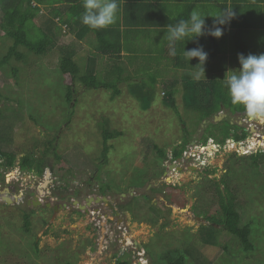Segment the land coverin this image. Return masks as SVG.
Listing matches in <instances>:
<instances>
[{
    "label": "rangeland",
    "instance_id": "obj_1",
    "mask_svg": "<svg viewBox=\"0 0 264 264\" xmlns=\"http://www.w3.org/2000/svg\"><path fill=\"white\" fill-rule=\"evenodd\" d=\"M104 1L103 7L109 8ZM56 7L60 15L41 8L35 18L37 27L52 38L53 46L42 55L20 48L24 57L0 68V148L15 155L13 166H0V191L6 187L10 196L24 192L23 198L17 199L20 203L0 202V264H117V258L129 259L130 264H138L140 258L141 264H167L164 254L174 249L173 259L183 260V264H264V159L253 167L246 156L257 149H251L247 141L256 138V128L264 129V112L260 109L249 119L223 109L220 112L226 115L214 121L217 124L209 123L212 119L203 122L200 111L186 107L189 101L183 100L184 93L192 92L185 89V75L157 59V65L147 59L131 75L126 68L122 74L113 65L108 68L109 59L93 49L95 35L88 34L80 41L68 25L58 21L68 9ZM2 16L0 8V20ZM11 44L0 29V55ZM64 46L74 49L82 71L93 58L95 79L115 87L88 88L76 81L68 100L65 75L58 68L59 50ZM12 67L18 68L16 75ZM126 78L136 79L125 82ZM194 78L199 76L191 75L186 83L201 80ZM165 79L178 80L173 83L176 109L164 103V92L170 91ZM131 87H137L135 93ZM115 89L120 93L113 96ZM225 119L247 128L255 124L241 147L234 148L231 137L213 143L226 128ZM103 127L120 133L107 141L110 149L106 157ZM185 134L191 140L175 168L168 171L173 149ZM202 138L209 141L204 144ZM191 145H196L193 155L184 158V150ZM48 146L51 150L45 155ZM159 148L165 151L164 157L159 156ZM23 156L52 168L50 173L38 175L20 168ZM46 175L52 181L37 193ZM223 180L235 196L240 223L251 227V250L245 251L223 225L214 222V230L202 231L211 223L206 216H222ZM107 185L105 196L114 209L105 203L89 207L90 212L99 209L105 218L76 208L86 197L100 196L101 187ZM34 194L42 200L41 205L26 206L25 199ZM72 199L78 203L68 210L52 211L44 206L68 204ZM25 213L29 215L28 230L23 228ZM118 226L124 228L129 242L124 243V237L118 240L123 231ZM133 239L141 243L142 256L137 254Z\"/></svg>",
    "mask_w": 264,
    "mask_h": 264
},
{
    "label": "crops",
    "instance_id": "obj_2",
    "mask_svg": "<svg viewBox=\"0 0 264 264\" xmlns=\"http://www.w3.org/2000/svg\"><path fill=\"white\" fill-rule=\"evenodd\" d=\"M94 3L103 6L105 1ZM106 4L109 8L100 9L97 18L111 27L108 37L117 48L122 72L126 68L131 75L147 59L154 65L156 59L162 60L163 66L185 75V85L191 75L205 85L216 80L230 84L232 92L242 90L256 99L264 112V0H107ZM130 79L136 78L125 82ZM165 80L169 90H175L178 80Z\"/></svg>",
    "mask_w": 264,
    "mask_h": 264
},
{
    "label": "trees",
    "instance_id": "obj_3",
    "mask_svg": "<svg viewBox=\"0 0 264 264\" xmlns=\"http://www.w3.org/2000/svg\"><path fill=\"white\" fill-rule=\"evenodd\" d=\"M59 5L65 6L68 10L61 15L60 18H58V21L62 24L68 25L80 41L83 40L86 35L94 34L96 37V43L92 44L95 52L100 55H107L106 58L111 62L109 64L107 62V65H109L108 68L113 65L114 70L116 67L122 74V66L117 62V48L113 47L108 37L111 27L110 25L104 27L102 25V20L97 18V14H100V9H102L103 6L96 5L94 0H0V8L3 12V16L0 20V29L4 31L5 36L12 40V44L9 46L7 52L0 55V68L5 64L10 65L12 59L19 60L23 58L24 52H22L20 48H26L27 51L42 55L53 46L52 38L46 34L44 30L37 27L35 24V18L41 8H50L53 10V15H58L59 8L56 6ZM59 51L60 58L58 60V68H60L62 74L65 75L67 88L66 95L68 100H71L73 97V84L76 81L83 83L88 88H96L99 85L103 86V88H109L111 86L115 87L113 84L101 83L95 79V71L92 73V64L94 63L93 58H89V64L86 65V68H84L85 70L82 71L79 63L74 59L75 51L72 47L64 46L61 47ZM17 70V67H12V73L14 75L17 74ZM115 84L117 85V83ZM187 85H192V88ZM186 87L189 91H192L188 94H183V100L189 101L186 107L194 108L196 111H200L201 120L212 118L223 109H226L231 113L239 112L243 114L244 117H249L260 109V107L256 104V99L248 97L242 90L232 92V86H230V84H224L223 82L220 83V81L217 80L211 81L207 85L203 82L191 81L186 84L185 89ZM134 88L137 87H131V92L133 93H135ZM119 91V89H115L112 92V95H118L120 93ZM174 94L175 90H171L167 93L164 92L163 96H166L164 98V103L176 109ZM146 99L147 96L144 100ZM145 105L147 106L148 104ZM227 121L229 122L228 119L223 120L222 123L226 126V128L224 129L222 135L218 139H215L216 141L212 140L213 142L224 143V141L229 137L239 141L247 136L246 131L240 125H237L236 123L231 124ZM214 124L217 123H213V125ZM232 130L234 131L233 133ZM102 135L104 140L103 156L106 157L110 149V145L107 144V141L117 137L120 133L116 130L110 131L106 127H103ZM208 139L202 138L201 141L205 144L209 141ZM190 140L191 137L188 136V134H185L179 147H175L173 149V159L179 158L182 155L183 149ZM49 150H51V147L48 146L43 153L46 155ZM157 152L160 157L165 156L164 150L159 148ZM246 156L251 159V165L256 167L259 165V162L264 159V151H255ZM0 157L3 158V162L0 166L8 168L14 165L15 155L13 153L0 148ZM19 167L34 170V172L38 175H42L43 173L48 174L50 173L49 170L52 169L45 165L42 166V163L34 162V160L28 156L22 157ZM166 184L171 187H176V185L171 182H166ZM222 184L225 190L224 193H226V195H223L222 191V193H220L219 202L222 216L219 219H216L214 216H206V220L208 222L211 221V223L204 229L202 228V231L207 228H213L214 230V222L215 224L223 225L226 230L239 239L245 251L251 250L253 248V243L250 240L251 227L248 224L242 225L240 223V213L233 201L235 196L229 190L227 181L223 180ZM108 189L109 185L101 187L100 191L105 195ZM29 224V215L25 213L23 228L28 230ZM176 250L177 249H174L164 254L167 264H183V260L177 261L173 259L172 253ZM116 262L117 264H130L129 259L126 260L123 258H117Z\"/></svg>",
    "mask_w": 264,
    "mask_h": 264
},
{
    "label": "flooded vegetation",
    "instance_id": "obj_4",
    "mask_svg": "<svg viewBox=\"0 0 264 264\" xmlns=\"http://www.w3.org/2000/svg\"><path fill=\"white\" fill-rule=\"evenodd\" d=\"M216 115V114H215ZM214 115V116H215ZM214 116L212 117V118H206V119H202V121L203 120H206L207 121V119H212L209 123H214ZM206 121H205V123H206ZM230 123H232L231 121H229ZM234 123H236L237 125H239L237 122H234ZM258 125H260V124H258ZM245 131H246V133L249 135L252 131H253V129L251 128V127H246V126H241ZM260 127V126H259ZM201 129H199V131H200ZM204 130V129H203ZM259 130V129H258ZM257 130V128H256V132L258 131ZM234 131L232 130V133H233ZM239 132V131H238ZM255 132V133H256ZM255 133H254V135H255ZM195 137V136H194ZM243 140V139H242ZM250 140V139H249ZM247 141L249 144H251L250 143V141ZM234 141H237V140H234ZM190 142V141H189ZM180 143H182V141H180L179 142V144ZM213 143H215V142H213ZM255 151H264L263 150V148H262V146H257V149L255 150ZM254 151V152H255ZM178 159L179 158H176V159H173V160H175V161H178ZM169 164H171V163H169ZM169 164H168V166H167V169H168V171H172V169L174 168H169ZM164 176H165V179H166V176H167V173L164 171V174H163ZM47 176V178L42 182V183H40V185H38V187L36 188V192L38 193L39 192V190H41V189H44V187H46V185L48 184V182L50 183V181H52L51 179H52V177L51 176H49V175H46ZM49 177V178H48ZM88 189V185H85V188H84V190L86 191ZM130 189V188H129ZM10 192V191H9ZM81 193V191H77V195L79 196V195H81L80 194ZM23 195H24V192H21L20 193V195H16V196H20V198L22 199L23 198ZM103 194H101L100 196H102ZM11 197H12V199L14 200L15 198H14V195H11ZM35 197H38L37 196V194H34V195H32V196H30V198H26L25 199V201H24V203H25V205L26 206H30V207H34V205L32 204L33 203V201H34V199H35ZM89 197V196H88ZM96 197V196H95ZM18 199V198H17ZM20 199V200H21ZM62 199V198H61ZM86 199H87V197H86ZM86 199L84 200V202H83V205H86L87 206V209H89V207L91 206V205H87V201H86ZM39 201H40V205H41V203H42V200L41 199H39ZM0 202H4V201H2V200H0ZM5 203V202H4ZM15 204L16 203H20V201H15L14 202ZM76 203V200L74 201L73 199L71 200V202L70 203H65V202H53L52 203V205L51 206H47L45 203H44V206L45 207H47V208H50L52 211H55V209L57 210V209H59L60 207H62L61 209L63 210H65V209H70V207L72 208L73 207V204H75ZM77 203H78V201H77ZM76 203V204H77ZM100 204H103L102 202H99ZM92 204V203H91ZM40 205H35V206H40ZM76 208L77 209H79L78 208V206L76 205ZM98 211H99V209H97ZM116 210V209H115ZM115 214H116V216L118 215V213H117V210L115 211Z\"/></svg>",
    "mask_w": 264,
    "mask_h": 264
},
{
    "label": "water",
    "instance_id": "obj_5",
    "mask_svg": "<svg viewBox=\"0 0 264 264\" xmlns=\"http://www.w3.org/2000/svg\"><path fill=\"white\" fill-rule=\"evenodd\" d=\"M226 114L223 113V112H219L217 113L215 116H214V121H217V120H220L223 116H225ZM250 118L252 116H249ZM206 120H203V122H205ZM238 124H240L238 122ZM194 141H191V144H193ZM175 167V164L174 163H171L169 164V168H173ZM166 179L168 180L169 177L166 176ZM133 190V188H130L129 189V192L132 193L131 191ZM41 191V190H40ZM121 197L125 196V193H121L120 194ZM19 197V196H18ZM14 200L12 199V197L9 195V189L8 188H4L3 190L0 191V200L4 201L6 204H13L17 198H16V195H14ZM87 201V205H91V203H99V202H102V203H105L107 204V206L110 208V209H114L112 203L109 201L108 197H106L105 195H102V196H96V197H92V196H89L87 197L86 199ZM77 203V201H76ZM34 206L35 205H40V201L39 199H37V197H35L33 203H32ZM47 206L50 205V203H46ZM78 208L83 210L84 212L86 213H90L89 209H87V206L86 205H79L77 204ZM62 207H60L61 209ZM56 210V209H55ZM204 220V219H203ZM133 245L134 247L136 248L137 251H141L142 250V246H141V243H139L137 240L133 239Z\"/></svg>",
    "mask_w": 264,
    "mask_h": 264
},
{
    "label": "built area",
    "instance_id": "obj_6",
    "mask_svg": "<svg viewBox=\"0 0 264 264\" xmlns=\"http://www.w3.org/2000/svg\"><path fill=\"white\" fill-rule=\"evenodd\" d=\"M250 122H252V121H250ZM248 126L251 127V128H253V126H255V124H254V123H250V124H248ZM255 135H256V138H255L254 140H251V141H250L251 144L248 145V146H250L251 149L257 147L256 145H258V146H262V147H263V144H264V129H263L262 126H260L259 130L255 133ZM228 139H230V138H228ZM229 141H231V144H232V146H233L234 148L241 147V146L243 145V142H244L243 140H239V141L237 140V141H234V139H231V140H229ZM195 146H196V145H191V146L188 147V149H185V150H184V152H183V156H184V158H185V157H191V156L193 155ZM201 147H203V146L201 145ZM255 150H256V149H255ZM190 151H191V152H190ZM234 152H235V151H234ZM246 152H248V151H246ZM0 158H1V157H0ZM2 162H3V160L0 161V164H1ZM172 162H173L174 164H176L177 161L173 160ZM90 214H91V215L96 214V215L101 216L102 218H105L104 215H101L100 211H98L97 209L92 210V211L90 212ZM120 227H121V226H118V229H120ZM121 229H123V231H121V234H120V236H119V238H118L119 241H121L122 238L126 235V232L124 231V228L121 227ZM123 242L126 243V239L123 240ZM122 246H124V245H122ZM122 246H121V247H122ZM137 254L140 255V256H142V253H140V251H137ZM141 260H143V259L140 258L139 261H138V264H141V262H142ZM144 262L147 263V261H144Z\"/></svg>",
    "mask_w": 264,
    "mask_h": 264
},
{
    "label": "bare ground",
    "instance_id": "obj_7",
    "mask_svg": "<svg viewBox=\"0 0 264 264\" xmlns=\"http://www.w3.org/2000/svg\"><path fill=\"white\" fill-rule=\"evenodd\" d=\"M174 168H175V167H174ZM16 198H18V196H16ZM39 199H40V198H39ZM89 214H90V213H89ZM125 239H126L127 242H129V239H130V238H129L128 235H125V236H124V240H125Z\"/></svg>",
    "mask_w": 264,
    "mask_h": 264
},
{
    "label": "clouds",
    "instance_id": "obj_8",
    "mask_svg": "<svg viewBox=\"0 0 264 264\" xmlns=\"http://www.w3.org/2000/svg\"><path fill=\"white\" fill-rule=\"evenodd\" d=\"M219 112H220V111H219ZM219 112H218V113H219ZM255 114H256V113H255ZM250 116H252V117H253V115H250ZM247 118H249V117H247ZM262 125L264 126V124H262ZM231 139H232V138H231Z\"/></svg>",
    "mask_w": 264,
    "mask_h": 264
}]
</instances>
